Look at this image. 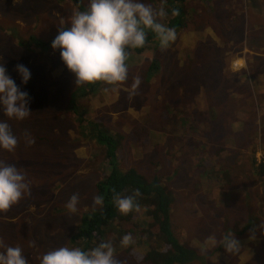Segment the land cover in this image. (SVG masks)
<instances>
[{"label": "rangeland", "instance_id": "rangeland-1", "mask_svg": "<svg viewBox=\"0 0 264 264\" xmlns=\"http://www.w3.org/2000/svg\"><path fill=\"white\" fill-rule=\"evenodd\" d=\"M76 1L78 9L70 0H0V65L20 90L28 93L31 111L23 121L9 120L0 111V121H6L19 140L14 152L0 150V162L21 170L31 190L30 195L6 214H0V239L7 246L21 247L29 264H40L39 258L50 250L81 245L78 240L81 236L71 240L79 231L83 214L98 209L99 206H93L95 184L109 171L103 149L98 148L93 138H84L82 133H87V129H82L70 109V94L86 85L75 87L74 76L63 65L59 50L51 48L61 20L65 22L64 27H68L74 12L86 10L88 0ZM142 2L157 3L153 6L156 8L160 3ZM212 2L206 12L209 16L216 12L215 1ZM222 2L231 7L228 9L231 20L238 24H232L227 14V25L213 24L209 28L201 23L206 17L200 0H186L183 8L192 12L185 16L184 26L176 32V39L168 48L162 49L157 39L140 54L129 51L128 80L114 86L100 83L92 93L85 89L86 95L75 101L76 114L83 123L96 122L116 136L114 164L120 171L133 169L146 180L156 177L169 192L173 199L171 231L181 244L204 255L201 263L194 264H264V229L260 228L264 225V180L253 166V155L250 153V174L245 172L243 179L238 176L241 179L238 183L236 172L243 168L231 167L234 158L225 155L216 142L219 137L212 135L207 139V129L182 105L183 101L191 102L188 92L201 82L207 85L211 82V94L222 88L224 99L234 97L238 89L242 95L228 104L229 110L225 109L223 119L215 118L208 124L212 129L229 130L232 121L240 120L242 131L246 133L242 145L247 147L257 121L256 143L259 133L261 143L264 142L259 109L257 112L251 105L253 101L258 102V106L259 103L264 105V94H256L254 89L257 76L251 78V70L246 66L245 77L237 82L239 86L227 85L232 81L225 65L221 66L223 58L247 60L251 40L256 37L252 25L258 17L244 7L247 0ZM253 2L264 11V0ZM217 11L225 12L226 8L217 6ZM259 24L264 33V16ZM204 29H209L205 41L209 44L206 52L210 53V58L204 57L199 47L192 46L201 43L196 36ZM196 53L203 57V62H198L200 58ZM151 61L156 62L157 69L148 73ZM18 64L30 71L27 83L22 84L15 71ZM137 76L141 83L137 94L130 99L128 90ZM261 79L264 81V76ZM256 91H264V85ZM216 102L219 103L217 99L212 101ZM226 103L227 100L225 108ZM191 107L194 108L192 102ZM198 118L202 116L199 114ZM26 135L35 140L31 146L26 145ZM234 151V148L227 149L228 154ZM260 155L257 161L264 163V156ZM216 166L218 171H215ZM229 167L227 176L223 175V170ZM223 177L225 179L221 180ZM243 192L245 200L240 199L239 193ZM73 194L78 195L79 204L76 213H69L66 204ZM253 198L256 201L259 198L254 206ZM242 210L244 217L240 218ZM139 217L137 214L119 217L107 231L85 244L89 250L101 242L115 244L116 229H128L126 232L131 234L132 242L140 240L142 243L138 242L139 246L131 243L121 247L122 250L118 248L115 258L124 264H151L143 259L147 251L145 236L133 227V224L139 225ZM252 227H256L257 232L254 239H249ZM223 229L228 233L242 231L241 238H235L234 233L240 243L238 252L228 254L223 244L219 246ZM243 252L247 255L246 262L238 259Z\"/></svg>", "mask_w": 264, "mask_h": 264}, {"label": "clouds", "instance_id": "clouds-1", "mask_svg": "<svg viewBox=\"0 0 264 264\" xmlns=\"http://www.w3.org/2000/svg\"><path fill=\"white\" fill-rule=\"evenodd\" d=\"M171 14L178 15V9H173ZM167 15L165 0L158 8L142 0H88L86 10L72 14L68 27H64L65 22L61 20V27L57 28L58 34L52 40L51 48L59 50L63 65L74 76L75 87L98 82L109 86L120 85L128 80L127 50L143 48L149 30L155 34L162 49H167L170 42L176 39L175 29L162 22ZM15 71L21 83H27L30 71L19 64ZM140 83L139 76L133 79L128 90L130 99L137 94ZM28 104V93L21 91L0 65V111L9 120L23 121L31 114ZM25 142L31 146L35 140L26 135ZM18 144L19 140L9 124L0 121V150L11 153ZM30 194V185L23 172L14 165L0 162V214H6ZM139 195V190H136L131 196H115L114 203L118 211L126 215L134 208L138 210L135 197ZM103 202L102 196L93 197V206H102ZM78 204L79 197L73 194L66 204L68 212L76 213ZM260 228L264 229V225ZM256 232L257 228L252 227L249 239H254ZM131 243V234L122 237V247ZM222 243L228 254L240 249L233 232L224 236ZM0 249H3L0 251V264H29L21 247L7 246L0 239ZM39 261L40 264H124L115 258L110 242H101L87 251L79 247H59L43 254Z\"/></svg>", "mask_w": 264, "mask_h": 264}, {"label": "trees", "instance_id": "trees-1", "mask_svg": "<svg viewBox=\"0 0 264 264\" xmlns=\"http://www.w3.org/2000/svg\"><path fill=\"white\" fill-rule=\"evenodd\" d=\"M73 5L76 6V0H70ZM151 1V0H150ZM155 2H160L162 0H153ZM175 2H183V0H165V11L168 13L167 17L164 18L163 23L170 28H174L178 32L185 22L186 11L180 5H175ZM157 3H151L152 6ZM157 7V8H158ZM75 9H78L77 6ZM178 9V15L173 16L172 10ZM157 38L150 30L147 32V39L143 48L128 49L127 51L134 54H140L149 44L155 42ZM159 42V41H158ZM157 42V44H158ZM157 69L156 62L151 61L148 68V73ZM100 83L91 84L83 86L80 90H74L70 94V109L75 115L76 120L87 129V133L82 135L84 138L91 137L94 139L96 144L99 146L100 150L103 151V155L107 159V165L109 166L108 173L100 179L95 184L96 196H102L104 202L102 206L98 209L89 211V213L83 214L80 218L79 231L77 235L72 238V242L81 236V245L78 247L82 250H89V246L85 242L90 243L92 238L98 237L107 231L110 225H114V221L119 219V217L124 218L129 214H137L140 217V222L138 224H133L135 230L142 232L141 235L145 236V248L147 251L143 255L144 261H149L151 264H194L201 263L204 260V255L199 254L196 250L189 248L188 246L181 244L178 238L175 237L174 233L171 231L170 218L171 210L173 206V199L169 192H167L164 187L160 184L159 180L154 177L146 180L144 177L139 175L133 169H127L126 171H120L116 164L115 150H116V136L111 135L106 132L100 124L96 122H85L83 123L81 116H77V103L76 100L80 97H84L85 89H89V92H94V88H97ZM84 90V91H83ZM82 123V124H81ZM247 128L249 125L247 124ZM81 133V132H80ZM115 163V164H114ZM258 171L259 176L264 177V163L260 162L255 166ZM139 190L140 195L135 197V203L139 205L138 210L135 208L128 214H121L115 203L114 197L120 196L125 197ZM137 219V218H136ZM135 221H138V219ZM248 224V223H247ZM117 236L115 237V244L112 243L114 248V256L121 249V240L124 235L127 234L128 229H116ZM235 238L242 237L241 230H235ZM223 237L228 235L227 231L222 230ZM121 238V239H120ZM120 239V240H119ZM139 243H142L140 240ZM137 241H133L132 244L138 245ZM149 243H153L155 246L152 247ZM223 243L221 242L219 246ZM139 246V245H138ZM162 246V250L158 248ZM142 247V246H141ZM119 248V250H118ZM122 250V249H121Z\"/></svg>", "mask_w": 264, "mask_h": 264}, {"label": "crops", "instance_id": "crops-1", "mask_svg": "<svg viewBox=\"0 0 264 264\" xmlns=\"http://www.w3.org/2000/svg\"><path fill=\"white\" fill-rule=\"evenodd\" d=\"M186 0H183V2H185ZM214 2V8L216 10V12L209 16L206 12L207 9L209 8V6L211 5V3ZM218 1V2H217ZM223 0H200V3L202 4L204 8V12H205V20H201V23L203 25H207L209 28V25H222L225 26L227 25V21H226V17L227 14L229 15V21L232 24H238L235 23L234 21L231 20V13L228 11L229 7L228 5H224V3L222 2ZM183 2H181L179 4V2H175V5H180V7H183ZM217 6H225L226 11L225 12H219L217 11ZM244 7H248L250 8L249 12L250 14H255L258 18L255 21V25L253 26V31L255 30V35L256 37L252 38L251 43H250V49L248 50V58L247 60H241L238 57L235 59H230L228 60L227 58H223L221 61V66L224 68L225 65V70L228 71V75L229 78L232 82H228L227 85H234L235 87L239 86V83H237L240 78L245 77L244 75V70L245 67L247 66V68L249 70H251V72H249V76L251 78L257 76L254 78V89H255V93H259L260 95L264 94V91H256L258 88H261L264 85V81L263 79H261V77L264 76V33L261 32V27L259 24V19L263 18L264 16V11L260 10L259 7L256 6V4L253 2V0H247V5ZM186 11V13L188 14V12H192L191 10L188 9H184ZM258 13H260L261 15H257ZM220 14H223L222 16H220ZM260 17V18H259ZM262 23V21H261ZM181 30V29H180ZM179 30V31H180ZM208 30L209 29H204L203 33H198L196 38L199 39V43L197 44H193V47H199L202 55L206 58H210V53L206 52V50L208 49L209 44L205 41L206 35L208 34ZM182 33V32H181ZM179 33V35L181 34ZM180 39L182 40V37L180 36ZM203 41V42H202ZM190 42H196V40H190ZM204 48V50H203ZM198 54V53H196ZM198 57L200 58V60H198V62L202 61L203 62V57L200 56L198 54ZM227 61V62H226ZM247 63V64H246ZM240 64V65H239ZM236 66V68H235ZM225 71V72H226ZM237 72V74H236ZM247 73V72H246ZM244 75V76H243ZM244 79V78H243ZM243 82V81H242ZM210 83L207 85L206 82H201L198 84L197 88H193L192 90H190L188 92L189 97L191 99L192 105L194 108L191 107V102L187 103L185 101H183L182 105H183V109L184 110H190L193 114L194 118H197L199 121V124L202 128L207 129L206 132V136L207 139H209V137H212V135H217L219 137V139L216 141L217 143H220V147L221 149L224 151L225 155L227 156H231L232 158H234L233 163L231 164V167L234 169L235 167H237V169L239 170L241 167L242 170H239L236 172L237 175V181L238 183H240V180L244 178L245 172L250 174V170H251V158H250V153L253 155V166H256L259 162L257 161L258 156H264V142L263 144L260 141V133H259V137H258V141L256 143V134H257V126H258V122L256 121V128L254 126V130L251 131L249 138H248V146H244L242 145V143L245 141L246 139V133L244 131H242V126L243 123L240 120H235L232 121L230 123V129L229 130H225V129H212L213 126H211V123L213 122V119L217 118L218 120L223 119L222 115L223 112L228 109V104H232L233 102H236V100H238V97H240L242 95V93H239L238 89H235L236 93L234 94V97H227V99L223 98V89L222 88H218L213 94L210 93ZM192 85L194 86V84L192 83ZM201 85L202 88L199 86ZM206 86V88H205ZM84 91V90H83ZM244 93L246 94V92L244 91ZM214 99H217L219 101V103H212V101ZM227 100L226 103V108L224 107V103ZM246 103L249 104V102L246 100ZM251 105L253 106L254 109H256V111L258 112L259 109V115L260 118L263 121V135H264V105H262V103H259L258 106V102H251ZM201 115L202 118L199 119L198 115ZM194 123H195V119H193ZM210 127V129H209ZM234 127V128H232ZM241 131V132H240ZM211 132H214L213 134H211ZM217 132H220V134L218 135ZM111 134V133H109ZM113 135V134H111ZM231 137V139H230ZM233 145H241L239 147L237 146H233ZM234 148L236 149V151H234L231 154L227 153V149H231ZM247 148H250L249 150ZM256 152V150L258 152ZM248 151V153L246 152ZM251 151V152H250ZM236 152V153H235ZM254 152V154H253ZM235 154V155H234ZM234 155V157H233ZM221 158H224V155L221 156ZM250 158V159H249ZM257 161V162H256ZM260 161V160H259ZM236 165V166H235ZM219 167L216 166V170L218 171ZM230 170V167L228 169H224V174L227 176V172ZM257 171V170H256ZM258 172V171H257ZM238 176H240V178L238 179ZM214 177V176H213ZM212 177V178H213ZM261 180H264V177L259 176ZM225 179V177L221 178V180ZM253 185V183L251 184V186ZM255 187V186H253ZM246 191V189H244ZM237 192V191H236ZM239 195L241 196L240 199L245 200L246 199V194L245 192L243 193H239ZM257 201H259V198H257ZM255 200V198L252 199L253 202V206L255 205V202H257ZM239 209V208H238ZM240 211V209L238 210ZM38 212V211H37ZM243 210L241 211L240 214V218L244 217L243 215ZM17 213L14 214V216H16ZM13 216V217H14ZM245 221V220H244ZM255 247V245H254ZM241 256V258H240ZM238 259L242 262H246L247 260V255L246 253H240Z\"/></svg>", "mask_w": 264, "mask_h": 264}]
</instances>
